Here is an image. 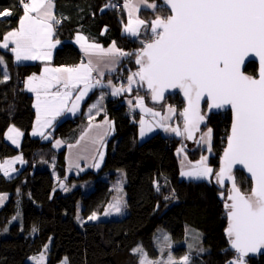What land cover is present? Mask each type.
<instances>
[{
  "label": "trees",
  "instance_id": "obj_1",
  "mask_svg": "<svg viewBox=\"0 0 264 264\" xmlns=\"http://www.w3.org/2000/svg\"><path fill=\"white\" fill-rule=\"evenodd\" d=\"M124 1L54 0L57 19L61 21L56 24V36L63 40V44L56 48L53 62L74 64L81 60L82 52L72 40L77 31L85 32L104 45L115 41L124 52L135 53L143 42L151 39L152 19L170 14L163 0H147L157 7H140L139 16L147 22V31L132 37L124 31L128 21ZM108 4L114 7H105ZM5 9L13 14L0 17V44L3 36L18 25L23 14L20 0H0V11ZM0 57L6 64V68L0 64V156L22 151L25 160L23 168L16 174L6 176L0 169V192L9 193L8 200L0 207V264H23L28 255L38 253L49 242L48 264H57L63 257L67 258L68 264H139L140 255L132 251L136 244L141 243L151 256H156L158 250L153 238L159 227L172 233L183 223L203 231V243L207 249L200 257H195L194 264H227L233 259L237 252L231 249L225 232L228 226L226 202L213 178L215 169H219L230 129L229 110L208 114L203 126L213 131L209 167L214 173L206 178H185L181 176L177 155L181 137L156 131L139 141V114L128 113L119 118L115 114V101L107 99L114 128L106 140L103 165L97 171H86L79 176L81 180L95 177V185L89 191L76 185L65 192L56 187L54 173L46 163L53 160L58 174L65 176L66 147L57 149L53 138L59 135H66L69 140L75 138L85 118L78 115L59 121L48 140L29 137L23 140L20 148L10 143L5 137L8 127L14 125L24 129L36 117L34 95L23 80L40 71L42 64L17 63L9 48L0 47ZM135 60L134 54L123 56L112 75L120 74V78L127 82L128 76L138 70L139 66H133ZM245 70L256 74L257 63L250 61ZM144 86L141 84L137 91L145 94L151 102V92ZM166 103L177 108L178 120L183 121L180 113L184 100L180 91L175 90L164 100L153 102L157 106ZM195 150L188 147L192 158L199 157ZM129 159L137 161L133 208L122 217L87 221L79 226L75 222L78 202H82L81 213L85 217L103 211L114 190L109 179L101 176L108 173L111 179L115 175L114 169ZM234 175L241 190L251 191L252 181L242 170H236ZM74 178L71 176L70 180ZM19 207L22 223H11V217ZM244 264H264V252L244 257Z\"/></svg>",
  "mask_w": 264,
  "mask_h": 264
},
{
  "label": "snow or ice",
  "instance_id": "obj_2",
  "mask_svg": "<svg viewBox=\"0 0 264 264\" xmlns=\"http://www.w3.org/2000/svg\"><path fill=\"white\" fill-rule=\"evenodd\" d=\"M164 3L170 8V14L157 15L150 22L151 39L143 42V47L135 53L117 48L115 41L105 49L99 44L88 43L84 36L77 35V43L89 57L87 63L81 62L74 67L46 66L41 75L30 76L26 86L29 91L36 93L35 107L38 113L37 128L33 134L51 126L52 119L60 115L71 100L73 90H77L78 95L72 101V108L68 110L74 112L79 106L78 102L83 100L89 90L102 84V80L95 79L93 73L103 77L104 68L111 71L119 57L133 54L139 69L128 76L127 88L113 86V95L131 91L133 83L146 82L154 101L163 99L168 89H180L187 100V106L180 113L184 118L183 132L179 127L168 128L159 124L165 131L174 132L176 135L186 134L188 139H192L193 133L205 120L199 107L201 99L205 96L210 101V110L230 106L233 114L231 131L227 137L221 166L215 175L219 184H223L225 179L232 182L227 197L230 203L225 204L228 218L225 232L230 247L235 249L239 258L230 260L227 264H244V257L248 253L264 249V0H164ZM20 4L23 15L19 18L18 26L3 36L0 47L8 48L9 44L14 45L11 51L17 61L50 60L51 49L59 43L52 40L53 25L61 22L53 13V0H20ZM141 4L152 9L157 7L155 3L147 4V0H136V3L125 0L124 7L128 9L129 18L124 30L132 36L139 35L140 27L147 23L139 18L133 19L134 12L139 10ZM105 7L114 5L108 4ZM12 14L9 9L0 11V17ZM250 55L258 57L259 60L255 76L245 74L241 70L245 58ZM3 62L0 57V64ZM108 83L111 85V81ZM81 85L83 87H80ZM53 86H62L63 91L51 92ZM137 105L153 117L161 115L159 112L145 109L143 98L137 99ZM96 106L92 105L93 108ZM167 112L168 115L162 116L161 120H169L176 109L169 106ZM140 124L141 136L146 130H152L151 125L145 127L143 120ZM92 127L90 124L89 129ZM95 127L99 129L101 126ZM211 132L209 128L207 133L201 136V140L206 137L210 140ZM40 134L43 135V132ZM22 135L18 129L11 127L8 129L7 138L13 144H18V138ZM104 135L107 133L98 132L92 143L102 140ZM60 144L61 141L57 140L56 145ZM99 157L102 161V152ZM16 159L23 163L21 157ZM235 165H241L250 174V193L242 192L237 185L233 176ZM94 166L100 165L96 163ZM0 169L4 170L6 176L9 174V168L5 165H0ZM212 173L213 169L207 165V157L202 156L188 171H182L181 175L206 178ZM2 200L3 197H0V201ZM109 209L121 212L120 201L110 204ZM89 219H97L96 214L93 213ZM132 251L140 254L139 264L190 262L188 255L180 260L174 259L171 254L166 260H151L142 247L138 246ZM43 259L41 254L36 264H42Z\"/></svg>",
  "mask_w": 264,
  "mask_h": 264
},
{
  "label": "crops",
  "instance_id": "obj_3",
  "mask_svg": "<svg viewBox=\"0 0 264 264\" xmlns=\"http://www.w3.org/2000/svg\"><path fill=\"white\" fill-rule=\"evenodd\" d=\"M133 1H136V0H133ZM53 4H54L53 13H54V15H55V17L57 19L56 7H55L54 0H53ZM124 4H125V1H124ZM147 4H150V2L147 1ZM140 7H142V6H139V9H140ZM125 10H126V13L128 15V9L125 8ZM133 15H135L136 17H138L140 19H143V18H141L139 16V10L137 12H134ZM15 28H12L11 30H13ZM53 28H54V33H53L52 40H53V42L59 41V43L56 44L55 48L51 49V59L50 60H20V61H17L15 59L14 53L12 52L13 56H14V60L17 63L40 62L42 64V67H41L40 71L33 72V73L27 75L24 78L23 81H24V85H25L26 88H27L26 84H27L28 78L30 76L34 75V74L36 76L41 75V73L43 72V69L46 66L47 67H51V68L74 67L76 65H79L81 62H83V63H87L88 62L89 57L85 55V53H84L83 49L81 48L80 44L77 43V41H76L77 35H82V36H84L86 38L88 43L99 44L100 46H102L105 49H107L112 44V42H111L109 45H104L103 43H101V42L93 39L92 37H90L85 32L77 31L75 33L74 37L72 38V40L82 52L81 60L79 62H77V63H74V64H55L53 62L55 50H56L57 47H59V46H61L63 44V40H61L60 38H58L56 36V24L53 25ZM11 30H9V31H11ZM140 35H143V34H140ZM2 42H3V40L1 41V44H2ZM12 47H14V45L9 44L8 48L10 50H11ZM5 49H7V48H5ZM122 58H123V56L119 57L118 62L115 65L112 66V70L111 71L108 68H104L103 69V71H104V76L103 77L98 76L97 73H93V77L95 79H101L102 80V84L101 85H97L96 87L90 89L88 94L83 98V100L78 102L79 106L74 112L73 111H69L68 109L72 108V101L75 100V96L78 95V91L77 90H73V96H72L71 100L68 102L66 108L61 112V114L56 116L54 119H52L51 126L40 129L39 131L36 132V134H33L34 129L37 128V115H38L37 109L35 107V105H36V93L30 91L34 95V107H35V110H36V117H35L33 123L31 125L27 126L24 129L18 128V127L14 126V125H10L8 127V129L11 128V127H15L21 133H23V135L20 136L21 140H19L18 144H13L12 141L7 138L8 129H7L6 134H5L6 139L10 143H12L13 145H15L18 148L21 147V144H22L23 140H25V139H27L29 137L35 136V137H40L43 140H48V139H50L52 137L54 128H55V126L57 125V123L59 121L65 119V118H68V117H75V116H78V115H82V117L85 118V121H82L80 123V127L78 129L79 131L76 134V137L69 140L67 138L68 136L59 135L58 137L53 138V140H54L53 145L57 149H60L63 146L66 147V153H65L66 174H65V176L66 175L67 176L76 175V174L79 175V173H84V172L90 171V170H92V171H97V169L99 170L101 168V163L105 159L106 140L112 134L113 128H114V120L111 117V115L109 113V109H108L107 95L109 93H112V95H113V86H115V87L124 86L125 88H127V86H128V81L125 82V83H120L118 81L120 76H121L120 74H117L116 76L112 75L113 73H115V71L119 67V64L121 63ZM93 59H95V57H93ZM135 79L138 80V78H135ZM109 81H111V85H109V83H108ZM139 86H141V83H133L131 85V88H132L131 91H124V92H121L119 94L113 95L117 99H119L122 104H124V106L119 108L121 110H118L117 107H119V106L115 105V114L119 118H122L123 116H125L128 113H131V114L138 113L139 116L142 115V114H146L147 115L146 116L147 119L145 121V127H147L148 125H151L152 130L151 131H147L146 130L145 134H147L149 136V135H151L152 133H154L156 131H161L164 135L175 136L176 134L174 132L165 131L164 127H160L158 125L159 124H164L168 128H172L171 125L176 121L177 108L174 105L170 104V103H166L163 106V107H167V109H168L169 106H172L173 108L176 109L175 114H173L171 116V118L169 120H166V121L161 120L162 115H160L159 117H153L151 115V113L146 112V111H142L141 107L137 105V97H138L137 95H141L142 96L141 98H143V107L145 109H151L153 112H155L156 109L154 107L150 108V107L147 106L148 103L152 105L154 101L151 100V102H150L145 94H143L142 92L137 91V87H139ZM80 87H83V86L81 85ZM50 91L51 92L63 91V88H62V86H60V87L53 86V88ZM101 96L103 97L102 99H101ZM129 101H131V103H129ZM93 104H96L97 106L95 108H93L92 107ZM155 106H157V105H155ZM123 107H125V109ZM165 115H168L167 110L163 114V116H165ZM150 118H152V119H150ZM106 121L110 123V125H111L110 127H109V123H106ZM179 123H180V121H179ZM90 124L93 126L91 129H89V125ZM169 124H171V125H169ZM96 125H100L101 127L99 129H97L95 127ZM138 126H139L138 127V133H140V117L138 119ZM41 132H43V135L40 134ZM98 132H106L107 135H104L102 140H97V142L95 144H93L92 140L94 138H96V135H97ZM85 133H87V135H85ZM49 134H50V136H48ZM47 136H48V138H47ZM82 136H84L85 138L81 139ZM138 139H139V134H138ZM57 140L61 141V144L59 146L56 145V141ZM69 146H72V147H69ZM100 152L103 153V160L102 161L100 160V157H99V153ZM96 163H99L100 166L99 167H95L94 165ZM24 164H25V160L23 158V163L21 165L19 164V166L23 167ZM136 168H137V161H135L133 159H129V160L119 164L114 169V171H115L114 177L109 179L111 184L117 178L122 179L121 181L123 182V185L119 189L120 192L122 191L121 197L120 198H116L114 196V194H115L114 193L113 196H112L113 198H111V199L115 198V200L116 199L119 200L120 201V205H121V213L118 214V215H115V216H121V215L123 216L124 214L128 213L133 208V205H134V203H133L134 176H135ZM189 169L190 168H188L187 170H184V169L182 170L181 169V172L182 171H188ZM10 174H14V173L11 172ZM182 177L195 178V177H186V176H182ZM108 178H109V176H108ZM108 178H106V179H108ZM201 178H205V177H201ZM80 185L82 186V184H80ZM56 187H58V186L56 185ZM93 187H94V185H93ZM59 188H61V187H59ZM180 229L181 228H178L175 231H178ZM174 232H172V233H174Z\"/></svg>",
  "mask_w": 264,
  "mask_h": 264
},
{
  "label": "rangeland",
  "instance_id": "obj_4",
  "mask_svg": "<svg viewBox=\"0 0 264 264\" xmlns=\"http://www.w3.org/2000/svg\"><path fill=\"white\" fill-rule=\"evenodd\" d=\"M132 3H136V1L131 0ZM139 6H144L143 4L139 5ZM168 15V14H167ZM129 18V17H128ZM138 17H136L135 15H133V19H136ZM140 19V18H139ZM143 20V19H141ZM145 21V20H144ZM128 24V21L126 22V25ZM125 25V26H126ZM147 24L142 25L140 27V34H144L147 31ZM15 28V27H14ZM125 31V30H124ZM128 35H131L127 32H125ZM137 36H132V37H138ZM136 61V60H135ZM4 67L6 68V64L3 63ZM133 66H138L135 62V64ZM139 69V67H138ZM137 70V68H136ZM138 71V70H137ZM136 72V71H135ZM120 82V81H119ZM120 83H125V82H120ZM142 85H145V83H143ZM145 87V86H144ZM137 99L141 98V95H137ZM152 99V98H151ZM154 101V100H153ZM148 107L152 108L154 107L156 109L155 112H159L161 113V115L163 116V114L166 112L167 107H163V106H155V105H151V104H147ZM118 110H121L119 108L121 107H117ZM153 108V109H154ZM202 114L205 116V120L203 121V125L200 128L199 132L197 133L196 137L194 140H189L187 138V135H178L181 137V144L179 146V148L177 149V155H178V162H179V166L180 168L183 170H187L188 168L191 167V165L196 164L201 157H207V165L209 166V154L211 153V151H209V143L211 145L212 141H213V131L211 132V137L210 140L206 137L205 140H201V136L205 135L208 131V129L210 127H203L204 124H206V120H207V113H206V104L203 107L202 110ZM146 114H142L140 115V121L143 120L144 122L146 121ZM152 119V118H150ZM171 125V124H169ZM172 127H179L181 129V131L183 132V127H184V120L180 121L178 120V117L176 116V121L171 125ZM211 129V128H210ZM140 130H141V124H140ZM212 130V129H211ZM139 134V140H144L148 137L147 134L144 133L143 136ZM176 134V133H175ZM50 136V134L48 135ZM47 136V138H48ZM18 140H21V138L19 137ZM188 147L190 149H196V152H199V157L198 158H192L189 154H188ZM179 149H183V151H178ZM106 155V154H105ZM17 157H21L23 160V154L22 151H19L17 154L15 155H11V156H0V165H5V167L9 168V171L12 173H18L21 171V169L23 167H20L19 164L21 165V161L17 160ZM104 162V161H103ZM103 162L101 163V166L103 165ZM46 165H48L52 172L54 173L55 176V183L58 187H61V189L63 191H68L74 187H76V185H80L82 184L83 188L86 191H89L93 185H95V181L96 178H91V179H87V180H81L79 179V176L82 173L76 174V175H69V176H63L61 177L58 174V171L55 168V162L53 160L49 161L46 163ZM15 169V171H11V169ZM3 170V169H2ZM98 170V169H97ZM4 171V170H3ZM218 171V169H215V173ZM214 173V172H213ZM212 173V174H213ZM214 173V181H216V175ZM10 174V173H9ZM211 174V175H212ZM71 176H74L75 178L73 180H70ZM108 173H104L102 174V178H108ZM110 179V177L108 178ZM122 179L117 178L115 179L112 184L110 183L111 188L114 190V196L116 198H120L122 191L120 192L119 189L121 188V186L123 185V182L121 181ZM219 184V183H218ZM220 186V190H221V196L224 198L225 202H228L229 200L227 199L228 195H229V190L230 187L227 186H223L221 184H219ZM244 193H250V190L248 189H242ZM0 197H3V200L0 201V207H2L6 201L9 198V193L8 192H0ZM113 198V197H112ZM117 202V199H110L107 203V205L105 206L104 210L101 212H93L96 214L97 219L95 220H90L89 217L93 214H90L89 216L85 217L82 213V202H78L77 205V213L75 215V222L79 225L82 226L85 222L87 221H98L101 219H108V218H113V217H122L121 216H115L120 214L121 212L117 213L114 211H111L109 209V205L110 204H114ZM107 213V214H106ZM125 215V214H124ZM23 220V215H22V211L20 209V207L18 208L17 212L11 217L10 222H15V221H19L22 223ZM182 226V227H181ZM179 228H181L178 231H175L174 233H171L169 231H166L165 229H163L162 227H159V229L157 230V232L154 235V244L158 250V254L156 256H151L143 247V245L141 243H138L134 246V248L142 247L144 252L147 253L148 258L151 260H160V259H164L166 260L169 256V254H171V256L176 259V260H180L181 257L188 255L190 257V262L189 264H194L195 262V257L199 256L200 254L206 251V246L203 243V231L199 230L193 226L190 225H184L182 224ZM167 238V239H166ZM170 245V247H169ZM46 246V247H45ZM198 247V248H197ZM133 248V249H134ZM201 249H203V251H201ZM41 254H43V261L42 264H48L49 259H50V242L45 244L43 246V248L35 254H30L26 257L25 261L23 264H36V261L40 258ZM138 255H140L138 253ZM239 258L238 253L235 254V256L233 257V259L231 260H236ZM246 258V257H245ZM68 264V260L66 257H63L60 261H58L57 264ZM230 261V260H229ZM197 264V263H196Z\"/></svg>",
  "mask_w": 264,
  "mask_h": 264
},
{
  "label": "water",
  "instance_id": "obj_5",
  "mask_svg": "<svg viewBox=\"0 0 264 264\" xmlns=\"http://www.w3.org/2000/svg\"><path fill=\"white\" fill-rule=\"evenodd\" d=\"M163 4L165 5V3H164V0H163ZM166 6V5H165ZM168 9L170 10V8L168 7ZM156 18V17H155ZM155 18H153L152 20H154ZM149 41V40H148ZM148 41H145V42H148ZM143 47V45L139 48V49H141ZM250 61H255L256 63H257V72H258V67H259V60H258V57H255V56H252V55H250L249 57H246L245 58V63L242 65V67H241V70L245 73V74H249V75H256L257 74V72H256V74H250V73H248L246 70H245V68H246V66H247V64L250 62ZM145 89L147 90V91H150L148 88H147V84H146V82H145ZM175 90H179L180 91V93H181V96H182V98H183V100H184V107H183V109L187 106V100H186V98L184 97V95H183V92L180 90V89H168V90H166L165 91V93H164V97H163V99H161V100H157V101H162V100H164L168 95H170V94H172L173 92H175ZM210 103V101H208V98L205 96V97H203L202 99H201V101H200V113H201V115H203L202 114V110H203V107H204V105L206 104V113L207 114H211V113H219V112H222V111H230V113H231V124H232V118H233V114H232V111H231V108H230V106H225L223 109H215V108H213V109H209V107H208V104ZM183 111V110H182ZM184 119V118H183ZM203 123L204 122H201V124L199 125V129L197 130V131H195L194 133H193V138L192 139H189V140H194L195 139V137H196V135H197V133L199 132V130H200V128L202 127V125H203ZM231 124H230V129H229V133H228V135L230 134V131H231ZM228 135H227V137H228ZM226 146H227V139H226V144H225V146H224V148H223V151H222V153H221V156H220V165H219V168H220V166H221V158H222V155H223V152H224V149L226 148ZM242 170L250 179H251V177H250V174H248L247 173V171H246V169H244L241 165H235L234 166V168H233V176L235 177V175H234V172L236 171V170ZM218 171H219V169H218ZM221 185H223V186H226V185H228L229 187H230V189H231V186H232V182L230 181V180H227V179H225V182L223 183V184H221ZM242 191V190H241ZM243 192V191H242ZM226 203H230V201H228V202H226ZM225 203V204H226ZM231 249H233V248H231ZM233 250H235V249H233ZM262 252H264V249H261V250H258L257 252H255V253H248L245 257H249V256H251V255H256V254H260V253H262Z\"/></svg>",
  "mask_w": 264,
  "mask_h": 264
},
{
  "label": "built area",
  "instance_id": "obj_6",
  "mask_svg": "<svg viewBox=\"0 0 264 264\" xmlns=\"http://www.w3.org/2000/svg\"><path fill=\"white\" fill-rule=\"evenodd\" d=\"M59 20H60V18H59ZM118 81H120V82H124V79H123V78H119ZM107 99H108V100H111V101H115V105H118L119 107L124 106V104H122L121 101H120L119 99H117L115 96H113L112 93H109V94L107 95Z\"/></svg>",
  "mask_w": 264,
  "mask_h": 264
}]
</instances>
